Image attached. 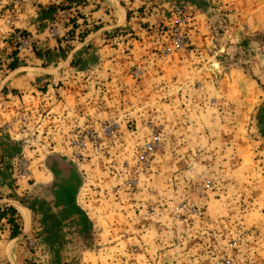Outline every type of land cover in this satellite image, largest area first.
I'll use <instances>...</instances> for the list:
<instances>
[{
  "label": "rangeland",
  "instance_id": "rangeland-1",
  "mask_svg": "<svg viewBox=\"0 0 264 264\" xmlns=\"http://www.w3.org/2000/svg\"><path fill=\"white\" fill-rule=\"evenodd\" d=\"M17 1L0 0V83L14 53L18 58L37 51L45 57L32 36L12 30L15 13L24 4ZM75 1L72 10L41 8V17L55 12L59 24L69 25L67 14L84 5ZM188 2L208 15L205 55L192 58L190 83L175 85L167 74L173 55L191 46L188 17L175 7L166 20L151 27L137 23L135 28L144 33L120 37L113 45L145 53L154 49L159 60L152 65L165 71L167 87L157 80L151 89L146 86L144 56L129 70L142 85L125 97L108 73L91 69L83 75L70 70L65 75L69 85L68 80L57 86L42 80L27 90H1L0 184L12 188L11 197L36 209L38 223L50 227L43 237L47 246L28 243L39 259L26 264H80L74 257L84 252L90 261L81 264H264V30L250 32L239 11L217 0ZM178 18L186 21L181 24ZM176 28L184 42L180 49L172 48ZM20 41L26 44L21 50ZM69 48L64 46L66 52ZM168 49L174 51L165 57ZM73 62L76 68L81 60ZM232 67L243 75L232 76V89L222 92L220 80ZM245 78L258 99L234 88ZM69 92L74 99H64ZM239 108L245 109V117ZM148 145L152 152H146ZM50 155L80 171L86 195L95 194L97 200L112 195L117 204L126 205L125 223L120 219L116 227L104 229L110 216L97 220L98 213L86 208L97 229L85 248L68 245L55 229L60 221L52 218L49 204L14 190L30 185L29 172L44 167Z\"/></svg>",
  "mask_w": 264,
  "mask_h": 264
},
{
  "label": "crops",
  "instance_id": "crops-1",
  "mask_svg": "<svg viewBox=\"0 0 264 264\" xmlns=\"http://www.w3.org/2000/svg\"><path fill=\"white\" fill-rule=\"evenodd\" d=\"M19 1H17L18 5ZM64 1L23 0L24 4L20 3L23 7H20L15 13L12 30L26 32L32 36L35 42L40 45L45 57L36 56L34 51H27L23 56H19L17 58L18 66L15 69L6 68L4 81L2 80L3 82L0 83V93L5 87L14 90L19 88L27 90L42 80L50 82L52 86H57V82L60 80L63 83L64 80H68L69 85V78L65 75L70 70L83 75L87 74L88 69H91L95 72L100 70L102 75L108 73L107 76L111 78L113 87L122 91V96H129L135 87L138 88L142 85V81L132 80L129 70L136 58L141 59L144 56L146 57L140 63L147 70L144 75L149 74V77L145 79L146 86L151 89L152 83H156L157 80L158 85L166 84L167 87L168 78L165 77L167 76L165 71L154 68L156 63L152 65V60L157 57V54L152 52L154 49L145 53L140 48L122 49L121 47H113V45L118 42L120 37L125 40L139 33H144L135 28L140 27V24L137 25V23H147L151 27L162 18L170 17L169 11L175 7L182 8L188 17L187 37L191 46L190 49L179 51L173 55V60L171 59L167 65L170 69L167 74L171 75L169 81L174 82L175 85L177 83L183 85L190 83L189 79L192 78L190 74H192L193 67L192 63L190 64L192 58L199 60L200 57L198 56L205 55L202 42L208 36L206 35L208 34L206 21L208 15L200 10L195 4L196 2H188L189 0H83L84 5L79 8V12L84 18L77 22L79 27L70 32L71 27L69 25L64 22L59 24L60 19L57 13L47 12L45 19L41 17V8L50 10L54 5H59ZM217 2L239 11L238 16L248 24L250 32L264 30V0H217ZM150 6H152V13L147 14ZM70 16L71 14L68 13L66 17ZM53 27L58 33L57 36L51 30ZM85 29L91 30L87 32L86 37L80 39L79 35ZM66 35L67 37L71 36V41H66ZM66 44L71 46L67 52L64 50ZM12 59L10 60L12 61ZM76 59H80L82 63L79 62L78 67L74 68L76 65L73 61ZM241 75L243 72L240 71V68L232 67L220 80L221 91L225 92L232 89V76L239 78ZM174 78H176L175 81ZM84 83L86 84L87 81ZM247 86L250 87V90H245ZM234 88L239 91L241 89L244 92L247 91L252 98H257L254 85L246 78L237 80ZM69 93V96H66L68 93L63 94L64 99L73 98V94ZM162 96L167 97L168 94L165 93ZM223 99L226 100L225 97ZM238 113L240 116H246L245 109L239 108ZM256 133L262 134L261 127H257ZM44 164V167H36L29 172L30 185L20 184V187L14 190L20 196L32 193L38 199L49 204L52 218H57L60 221V227L55 229L63 236L65 235V240L72 248H85L90 243L89 239L92 232L97 229V224L90 218L93 213L87 211L86 208L91 207L95 213H98L97 220L103 214L110 216L112 224L102 225L104 229H112L115 226L114 222L121 221L120 219H122V223H125L124 218H122L124 216L122 210L126 209L127 206L117 204L118 198L108 195L101 197L103 201H100L102 199L97 200L95 194L86 195L84 189L86 179L74 166L56 155L47 157ZM3 175V170L0 169V179ZM11 189L8 185L0 184V207H11L15 210L18 216L20 234L11 238V227L6 224L5 220L0 222V263H34L38 261L39 254L34 252L28 243L33 242L35 246L42 243L46 245L44 241L45 232L50 227L48 228L46 223H38L39 217L31 209V206L21 202L18 198L11 197L9 195L12 194ZM90 199L95 200L96 203L91 204ZM99 201L100 204L97 203ZM74 258L80 264L90 261L86 252L78 254Z\"/></svg>",
  "mask_w": 264,
  "mask_h": 264
},
{
  "label": "trees",
  "instance_id": "trees-1",
  "mask_svg": "<svg viewBox=\"0 0 264 264\" xmlns=\"http://www.w3.org/2000/svg\"><path fill=\"white\" fill-rule=\"evenodd\" d=\"M73 3L75 4L76 1L75 0H67V5L65 6H61L59 5L58 7L53 6L54 9L59 8V10H72L73 8ZM81 3V2H80ZM75 7L77 8V4L75 5ZM152 6H150L147 10V14L152 13L151 11ZM76 10V9H75ZM141 10V9H140ZM83 17V15L80 12H75L74 14H71L70 19L68 21L71 29V31H74L76 28H78V24L77 22L79 20H81ZM83 23H85V21H83ZM91 29H85V31H83V33L80 35V38L83 39L84 37H86V34L88 31H90ZM36 56L41 57L39 52H35ZM13 59L12 62L8 65L9 69H15L18 66V61L16 58V54H13ZM31 209L34 211L35 214H37L36 209L34 207H31ZM5 220L6 224L9 225L12 229L11 232V238H15L18 236V234H20V227H19V223H18V216L16 215V212L13 208L11 207H5V208H1L0 207V222Z\"/></svg>",
  "mask_w": 264,
  "mask_h": 264
},
{
  "label": "built area",
  "instance_id": "built-area-1",
  "mask_svg": "<svg viewBox=\"0 0 264 264\" xmlns=\"http://www.w3.org/2000/svg\"><path fill=\"white\" fill-rule=\"evenodd\" d=\"M177 11H179V10H177ZM179 13H180V11L178 12V14H179ZM185 21H186L185 19L178 18V22L181 23V24H183ZM172 34H173L172 48H174V49H180V48H182L184 42H183L182 37H181V35H180V30L177 29V28L174 29L173 32H172ZM20 44H21L20 50H21L24 46H26L25 41H20ZM172 51H174V50H173V49H168V50L164 53V56L166 57V56L170 55V54L172 53ZM152 151H153V148H152L150 145H148V146L146 147V152H152Z\"/></svg>",
  "mask_w": 264,
  "mask_h": 264
}]
</instances>
